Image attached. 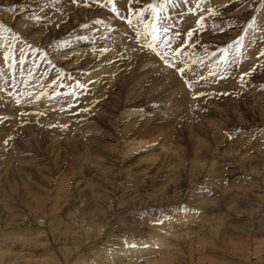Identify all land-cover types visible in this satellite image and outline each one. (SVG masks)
<instances>
[{"label": "rangeland", "instance_id": "1", "mask_svg": "<svg viewBox=\"0 0 264 264\" xmlns=\"http://www.w3.org/2000/svg\"><path fill=\"white\" fill-rule=\"evenodd\" d=\"M122 2L117 4L125 15L127 0ZM146 2L152 0H139L135 6ZM105 4L106 0L75 4L0 0V23L19 36L15 64L11 58L5 62L3 55L13 33L0 36V91L6 96L12 78L21 75L39 85L32 101L22 97L19 104L17 99L6 107L0 103V127H13V133L21 130L0 141V179L4 173L11 177L20 161L28 164L36 158L38 166L28 180L21 181L14 173L10 179L20 182L14 192L7 181L0 187V264H149L150 260L153 264H264V68L259 67L264 65V56L259 55L264 50V12L256 10L259 0H172L173 19L182 6L200 4L195 14L183 11V31L173 42L176 47L188 40L181 52L187 51L183 59L189 64L185 73L194 82L192 90L162 63L187 91L180 103L160 96L163 91L146 96V91L128 88L130 79L159 62L146 48L142 49L148 52L142 58L146 65L136 71L134 64L130 62V68L125 63V56L111 52L114 44L107 51H102L105 43L101 50L93 46V56L84 53V58H76L74 47L86 50L96 31L117 17ZM210 7L215 14L204 11ZM202 13L203 28L197 29ZM251 17H256V27L245 33ZM189 28L194 29L190 38ZM128 29L129 41L137 44L135 28ZM241 36L240 55L229 47L227 61L221 60L222 49ZM26 45L40 49L45 57L34 56ZM103 56L108 59L102 60ZM180 59L177 63L183 67ZM254 67L242 83L240 75ZM77 81L87 88L75 89L73 104L69 103L75 110L65 104L63 120L57 117L61 112L50 117V100L68 97ZM196 92L204 95L193 98ZM85 125L97 131L84 132ZM59 130L66 135L54 133ZM77 132L78 141L87 145L84 157L80 161L73 157L77 163L71 169L63 164L55 170L60 149L69 146ZM21 133L28 139H22ZM140 134L143 142L154 140L146 148L130 149ZM8 137L12 138L5 145ZM28 199L34 204H24ZM188 214L196 219L184 220ZM177 217L182 220L179 225ZM178 227L182 229L173 233ZM149 238H162L166 244H154L156 251L149 255L136 252L147 246ZM193 238L191 245L187 240ZM117 252L124 254L123 260L115 261Z\"/></svg>", "mask_w": 264, "mask_h": 264}, {"label": "bare ground", "instance_id": "2", "mask_svg": "<svg viewBox=\"0 0 264 264\" xmlns=\"http://www.w3.org/2000/svg\"><path fill=\"white\" fill-rule=\"evenodd\" d=\"M80 1V0H79ZM122 0H117V1H115L116 3H120ZM126 0H123V2L122 3H124ZM118 4H117V6H118ZM120 5V4H119ZM84 11V10H83ZM183 11L185 12V11H187L188 12V9L186 8L185 9V7L184 6H182V8H181V10H179V12L178 13H183ZM86 12H88V11H86ZM89 13H91L90 11H89ZM144 16H145V14H144ZM176 18H178L177 16H176ZM107 19H111V16H108L107 17ZM133 24L135 25L136 24V21L134 20L133 21ZM142 26V25H141ZM181 26V25H180ZM133 28H135V27H133ZM143 27L141 28V34H142V36H143ZM97 35L96 36H92V38H94L95 39V41H94V45L92 44H88V43H86L88 46V48H90V52H89V50L87 49V47H86V50L85 49H81V46H79V45H76L75 47H74V52H75V55H76V58L78 59V58H81V57H83V55H84V53L85 54H88V55H92L93 53H95V51H94V49H92V47L93 46H96L97 48H99L100 50L102 49V44L103 43H105V48L107 49L108 47H109V45H111V44H114V45H116L115 46V48L111 51V52H116L117 54H119V55H122V56H125L126 57V59H127V61L125 62L130 68H131V64H130V62L132 63V64H134V66H133V71H136L138 68H143V67H145V65H146V62H144L143 61V57H144V55L145 54H147L148 52L146 51V50H142V49H145V48H143L142 46H143V39H140V41L139 42H137V44L135 43V44H133L132 42H130L129 41V39L130 38H132V35H131V32H130V30L128 29V26H127V23H126V21H125V23H124V21H121L120 19H119V17H115L113 20H111V21H109V22H107L106 24H105V26H104V28H99L97 31ZM89 34V33H88ZM86 36H88V35H86ZM87 38V37H86ZM89 38V37H88ZM174 39V41L176 40L175 38H173ZM100 40V41H99ZM85 42H86V40H85ZM88 42V41H87ZM249 43V42H248ZM125 47L127 48V50L125 49ZM119 55H115V56H119ZM93 56V55H92ZM110 56V55H109ZM84 58V57H83ZM108 59V57L106 56V57H102V60H107ZM159 60V62L156 64V65H154V67H151V66H149V68H146V69H143L142 71H140V73L138 74V75H135L134 77H133V79H130V85L128 86V88L129 89H133L134 91L136 90V89H138V93H141V92H144V91H146V96H150V95H153V94H155L157 91H163L162 92V94H159L160 96H162V97H167L168 99L170 98V97H172L171 99H175V101L177 100V99H179L178 101H176V103H180L181 101H182V99L184 98V99H186L187 97H186V95H187V91L186 92H183V90H182V88L178 85V82H177V77L176 76H173V75H171L170 73H169V69L168 68H166L165 66H163L162 65V63H163V61L162 60H160V59H158ZM129 61V62H128ZM124 63V65L126 66V64ZM164 64V63H163ZM165 65V64H164ZM206 77H207V75H206ZM208 78V77H207ZM218 82H219V79L217 80ZM183 82V81H182ZM38 87H39V85H38V81H34V80H27L26 78H24V76L23 75H21V77H13L12 78V80H11V82H10V87L9 88H7V94H6V96L5 95H3L2 93H1V91H0V103H1V101L3 102V104H5V107H6V104H8V106H9V103H11L12 102V100L13 99H18L19 97V99L21 100V98L22 97H24V98H26L28 101H32L34 98L33 97H35L36 96V92H39L38 91ZM71 89V88H70ZM161 89V90H160ZM190 90H192V89H190ZM8 93H9V95H8ZM28 93H31V95H28ZM184 93H185V97H184ZM21 94H24L23 96L21 95ZM63 96L64 95H62L61 97H60V99H58V100H56V98L54 99V100H50V103H51V107H53L52 108V110H53V112H51L50 113V117H54V115H55V113H60L61 112V114H57L58 116V119H62L63 120V118H65V116L66 115H63V113H65L66 112V109L65 108H67V107H65L64 105L65 104H69V103H72L71 101H72V98H73V96H72V94H70V95H68V97H64L63 98ZM188 96V95H187ZM68 98V99H67ZM192 98V97H191ZM184 99H183V101H184ZM188 100V99H187ZM190 101H191V99H190ZM13 103V102H12ZM32 103H36V102H32ZM73 104V103H72ZM157 104V103H156ZM4 106V105H3ZM12 106V105H11ZM3 108V107H2ZM1 108V109H2ZM167 108V107H166ZM171 109V108H170ZM9 110V109H8ZM72 110H75V108H73V106H72ZM6 111V110H5ZM63 112V113H62ZM135 112H138V111H135ZM7 114H8V111L6 112ZM49 113V112H48ZM76 113V112H75ZM78 113H79V110H78ZM151 114V113H150ZM72 115H75V114H70L69 116H72ZM137 115H139V114H137ZM12 116V115H11ZM82 116V115H81ZM146 116V115H145ZM149 116V115H148ZM166 117V116H165ZM69 119H70V117H68ZM146 118V117H145ZM145 118H143V119H145ZM15 119V118H14ZM142 119V118H141ZM167 119H169V118H167ZM11 120H13L12 118H11ZM80 120H84V121H87V119H84L83 117L82 118H80ZM2 121V120H1ZM15 121V120H14ZM66 121V120H65ZM145 121V120H144ZM10 122H13V121H10ZM44 122V121H43ZM50 122V121H49ZM59 122V121H58ZM57 122V123H58ZM142 122V121H141ZM3 123V122H2ZM1 123V124H2ZM87 123V122H86ZM167 123V122H166ZM10 124V123H9ZM14 124H16V121H15V123ZM63 123H61V125H62ZM66 124H67V122H66ZM72 124V123H71ZM4 125V124H3ZM31 125V124H30ZM30 125L28 126V128H31L30 127ZM9 126V125H8ZM14 126V125H13ZM36 126V125H35ZM46 125H44V127H45ZM63 126V125H62ZM76 126V125H75ZM68 127V126H67ZM10 128V130L8 131V129ZM19 128V127H18ZM23 128V127H22ZM149 128V127H148ZM2 129V132L0 131V141H1V139H2V141H3V136H6V134H8V133H11V135H12V133H13V127H7V128H5V130L3 129V127H0V130ZM88 129H93V130H88ZM16 130V128L14 127V131ZM82 130H86V131H84V132H87V131H93V132H96L97 131V127H94L93 125H85V127L82 129ZM18 131H21V130H19L18 129ZM18 131H15V133H13V135L14 134H16ZM38 131V130H37ZM49 131V130H48ZM129 131V130H128ZM144 131V130H143ZM150 131V129L148 130V133L147 134H149V133H151L152 134V132H149ZM31 132V131H30ZM30 132H28V133H30ZM52 132V131H51ZM54 132V131H53ZM83 132V133H84ZM20 133V132H19ZM26 133V132H25ZM25 133H21L22 135H20L21 137H22V139H24L26 136H25ZM54 133H57V134H59V135H61V136H65L66 134L64 133V131H56V132H54ZM89 133H91V132H89ZM158 133V132H157ZM78 134H80L79 132H77L76 134H75V136L73 137V139H71L70 141H69V146H67L66 144H64V146H63V148H62V150L60 149V151L62 152V155H61V157L54 163V169L56 170L58 167H60L61 165H63V164H65L66 166V168L65 169H67V167L68 168H73V164H76L77 162H75L74 160H73V157L75 158V160H77V161H80V160H82V157H84V154H85V149H86V147L85 146H87V145H84L83 146V143H85V142H82V141H78V139H77V135ZM86 134H88V133H86ZM142 134H144L143 132H142ZM12 135V136H13ZM17 135H18V133H17ZM30 135V134H29ZM68 135V134H67ZM146 135V134H145ZM150 135V134H149ZM191 135V134H190ZM25 136V137H24ZM16 137H18V136H15L14 137V140H15V138ZM29 137V136H28ZM94 137H95V135H94ZM93 136H91V137H88L87 139H93L94 138ZM190 137V136H189ZM12 138V137H11ZM37 138V137H36ZM36 138H34L35 140H36ZM26 140L28 139V138H25ZM86 139V140H87ZM143 139H145L144 137H143V135H139L137 138H136V142H132V143H130V149H132V150H135L136 148H146V146H149V144L154 140L153 138H149L148 139V144L146 143V142H143ZM30 140V139H29ZM34 141V140H33ZM56 142V141H55ZM2 143V142H1ZM26 143V142H25ZM29 143H30V141H29ZM32 143V142H31ZM36 144H39V142L36 140V142H35ZM34 143V144H35ZM79 143L81 144V146L79 147ZM142 143H145V144H142ZM35 144V145H36ZM153 145V144H152ZM38 146V145H37ZM54 146V145H53ZM135 146V147H134ZM11 146H9V148H10ZM33 148V147H32ZM38 148V147H37ZM52 148V147H51ZM76 148V151H72V150H74ZM46 149H48V148H46ZM197 150V149H196ZM198 151V150H197ZM73 152V155H72V159L70 160L69 159V155L71 154ZM88 153H91V154H93L92 152H87V154ZM57 154H59V153H57ZM74 154L76 155V156H74ZM60 156V155H59ZM94 156L95 157H97L95 154H94ZM156 157V156H155ZM24 159V158H23ZM91 159V158H90ZM37 159L35 158L33 161H31L30 160V163H28V164H26V163H24L23 161H20V164L21 165H18L16 168H14L13 169V171L12 172H10V173H12V175H11V177L9 176L10 174L9 173H4L3 174V176H4V179H0L1 181H0V187L1 188H3L4 187V185L2 184L3 183V181H7L6 182V184H7V186H8V188L11 190V191H15L16 190V186L18 185V184H20V182H18L17 184H15V180H12V179H10V178H13V175H15V174H17L18 176V178H20L21 179V181H23V179L25 178V179H29V177H28V174L29 173H31V172H36L35 171V169L36 168H38V166L34 163L35 161H36ZM85 160V159H84ZM10 161V160H9ZM9 161H8V164H9ZM18 161V160H17ZM91 161V163H93L94 161L93 160H90ZM28 162H29V160H28ZM75 162V163H74ZM22 163H23V165H22ZM86 163V162H85ZM8 164L6 163V166L7 167H9L10 168V165L8 166ZM44 164V163H43ZM7 167H6V169H7ZM88 167H90V166H88ZM88 167H85V168H87V170L89 169ZM12 169V168H11ZM94 169V168H93ZM86 170V171H87ZM92 171V170H91ZM15 173V174H14ZM33 174V173H32ZM2 175V174H1ZM0 175V176H1ZM30 178H32V177H30ZM13 182V183H12ZM19 187V186H18ZM7 189V188H6ZM18 190V189H17ZM83 190V189H82ZM7 191H9V190H7ZM12 192V193H13ZM85 193V192H84ZM3 195V194H2ZM83 195V194H82ZM86 195V194H85ZM1 196V195H0ZM14 196H15V194H14ZM29 200V199H28ZM26 200V203H24V204H26V205H32V204H34V203H32V201L33 200ZM0 201H2V198H1V200ZM39 203L40 201H35V203ZM22 203V202H21ZM30 205V206H31ZM2 213H3V211H2ZM184 220H189V221H191L192 219L193 220H195L196 219V217H195V215H193V216H191V215H187V216H184V218H183ZM177 220L179 221V223H177L178 225L179 224H181L180 222L182 221L181 220V218L180 217H177ZM177 221V222H178ZM165 224H169V222H164ZM177 224H175V225H173L172 227H175ZM163 226H165V225H163ZM166 228V227H165ZM169 229H171V227L169 228ZM182 229V227H178V229L177 230H175V231H173V233L174 232H178V231H180ZM172 232V231H171ZM189 235H191L190 233H188ZM187 234V235H188ZM157 237V236H156ZM147 241V246H145V247H138V248H136L135 249V251L136 252H143L144 254L143 255H149V254H151L152 252H155L156 250H155V248L153 247L154 246V244H157V245H159V246H164L165 244H166V242L162 239V238H149L148 240H146ZM185 241H186V239H185ZM187 242H189L191 245H193V244H195L194 242H195V238H193V239H188L187 240ZM186 242V243H187ZM23 243H25V241L23 242ZM22 243V244H23ZM199 243V242H198ZM197 243V244H198ZM20 244V243H19ZM26 244V243H25ZM195 248V247H194ZM160 249V248H159ZM128 250H131V249H128ZM122 252V251H121ZM1 253V252H0ZM123 253V252H122ZM122 253H116V259H115V261L116 260H118V259H122V257L124 258V254H122ZM2 256V255H1ZM3 257V256H2ZM4 259H5V257H4ZM1 260V259H0ZM123 260V259H122ZM82 262V261H81ZM122 262V261H121ZM145 262H146V260H145ZM160 262V261H159ZM158 262V263H159ZM153 264L154 263V261H151L150 260V263L149 264ZM155 263H156V261H155ZM157 263V264H158ZM79 264H84L83 262L82 263H79ZM126 264V263H125ZM148 264V263H147ZM163 264V263H162Z\"/></svg>", "mask_w": 264, "mask_h": 264}, {"label": "snow or ice", "instance_id": "3", "mask_svg": "<svg viewBox=\"0 0 264 264\" xmlns=\"http://www.w3.org/2000/svg\"><path fill=\"white\" fill-rule=\"evenodd\" d=\"M78 0H71V3L75 4ZM187 3V0H184ZM139 4V0H127V7L125 8V15H121V9L117 6L115 0H106V4L104 6L110 7L111 11L116 14L117 17L121 21H126L127 26L129 28L135 27L136 31V39L140 40L143 39V48H146L151 51L156 57L163 61V63L168 67L171 68L178 76L183 80V83L189 88L194 87V82L186 78L185 69L189 68V64L186 60L183 59L184 56L187 55V51L181 52L182 48L188 44V40L184 39L182 42L173 47L174 37H180L182 33V29L180 28V20L183 19V13L177 14V19L172 18V14L169 11V6L172 5V0H152L151 3L146 2L143 7H137L135 5ZM259 7L256 9L258 12H264V0H259ZM200 8V4H197L196 8L189 7L188 12L196 13L197 10ZM209 15L215 14L214 8H207L204 10ZM148 12L149 17L145 18L144 13ZM31 19L39 21V16H32ZM136 21V24H133V21ZM204 20L203 13L200 15V18L196 20V27L197 29H202L203 24L202 21ZM171 21V22H169ZM96 23H102V21L97 20ZM143 26V36L141 34L140 26ZM256 27V17H251L249 20L246 21V27L244 28V32L247 33L249 28ZM223 30V29H221ZM12 32V42L7 45V51L4 52V61L7 62L10 58L12 59V64L16 63V60L13 56L14 45L15 41L19 38L18 34L13 32L10 27H7L5 24L0 23V36L4 33ZM194 29L189 28L187 30L186 36L191 37L193 35ZM243 37L236 38L232 43H230L227 47L222 49L224 55L221 56V60L227 61V50L229 47H234L236 55H240V47L241 41ZM27 47L31 48L32 54L35 56L39 54L41 58L45 57V53L38 48H34L31 45H26ZM102 51H107V49H103ZM260 56H264V50L259 53ZM180 57V63L183 64V67L179 66L177 63V58ZM24 62V49H20V63L23 64ZM195 63V61H193ZM259 67L264 68V65H259ZM255 70V67L249 69L248 72L242 73L240 75V80L243 83L244 77L251 74L252 71ZM211 74V73H210ZM203 79V77H201ZM53 84L56 83L54 80ZM87 86L77 81L73 85L72 96L73 98L76 96L75 89H86ZM227 95L228 93H224ZM31 95V93H28ZM53 95H57V93H53ZM204 93L196 92L194 97L202 96ZM40 97L37 96L36 99ZM16 103H20V99L16 100ZM73 105L69 104L68 107L71 108ZM88 109H83V111H87ZM62 127H67L66 125ZM8 139L4 140V144L7 145ZM160 223V221H157ZM135 246V245H133Z\"/></svg>", "mask_w": 264, "mask_h": 264}]
</instances>
